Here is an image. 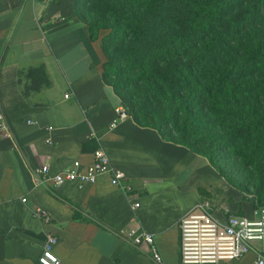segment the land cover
Segmentation results:
<instances>
[{"label": "crops", "instance_id": "0c3cea01", "mask_svg": "<svg viewBox=\"0 0 264 264\" xmlns=\"http://www.w3.org/2000/svg\"><path fill=\"white\" fill-rule=\"evenodd\" d=\"M72 3L0 0V113L8 128L0 137V264H38L47 236L59 264H154L126 235L136 226L172 263L177 221L194 205L206 203L218 216L253 206L216 199L222 178L204 157L128 116L116 119L122 106L101 79L97 44ZM99 146L131 191L108 175L82 187L39 181L37 168L89 163Z\"/></svg>", "mask_w": 264, "mask_h": 264}, {"label": "trees", "instance_id": "16d2710c", "mask_svg": "<svg viewBox=\"0 0 264 264\" xmlns=\"http://www.w3.org/2000/svg\"><path fill=\"white\" fill-rule=\"evenodd\" d=\"M102 81L139 126L232 161L264 206V0H73ZM226 180V179H225ZM228 182V180H226Z\"/></svg>", "mask_w": 264, "mask_h": 264}, {"label": "built area", "instance_id": "2783aa9c", "mask_svg": "<svg viewBox=\"0 0 264 264\" xmlns=\"http://www.w3.org/2000/svg\"><path fill=\"white\" fill-rule=\"evenodd\" d=\"M117 120L127 115L119 108ZM115 125V119L110 126ZM8 135V128L0 113V137ZM39 181H50L54 186L75 183L78 187L92 183L101 175H108L111 185L124 192L132 190L125 173L114 167L103 147L92 152V160L82 163L73 160L61 170L51 173L46 165L35 170ZM134 208L138 202L133 203ZM177 258L170 263L159 252L151 233L140 226L129 229L127 237L136 246H145L154 264H219L251 256V264H264V206L252 207L248 213L215 215L206 203H198L178 219ZM54 238L47 236L38 264H59L52 251Z\"/></svg>", "mask_w": 264, "mask_h": 264}, {"label": "rangeland", "instance_id": "374dc122", "mask_svg": "<svg viewBox=\"0 0 264 264\" xmlns=\"http://www.w3.org/2000/svg\"><path fill=\"white\" fill-rule=\"evenodd\" d=\"M96 44L98 40L95 41ZM218 165L224 173V177L228 182L222 178V187H220V192H216V199L222 200L224 204H237V205H249L252 206L255 204V196L253 193L254 188L247 185L245 178L236 164L232 161H224L223 159L218 160ZM212 193V191H211ZM262 200H264V190L262 192ZM208 207L211 210L210 205ZM228 214L227 212H225Z\"/></svg>", "mask_w": 264, "mask_h": 264}]
</instances>
